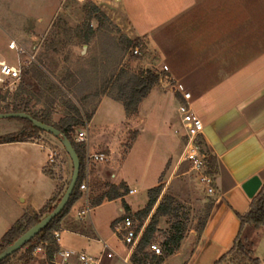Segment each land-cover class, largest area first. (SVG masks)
Masks as SVG:
<instances>
[{"label": "crops", "instance_id": "1", "mask_svg": "<svg viewBox=\"0 0 264 264\" xmlns=\"http://www.w3.org/2000/svg\"><path fill=\"white\" fill-rule=\"evenodd\" d=\"M111 1L118 9V21H121L119 26L124 36L132 41L142 40L143 46L149 50L157 49L163 66H167L172 76L191 93L193 111L204 125V134L200 137L205 149L204 155L206 158L212 156L217 159V175L214 177L215 203L206 228L199 237L198 248L191 260L186 263L199 264V255L209 243L206 237L207 231L218 213L226 209L232 221L237 223L239 232V217L249 211L251 204V200L242 190V185L258 176L264 186V0H119L117 3ZM106 3V0H97L96 5L100 7ZM184 23H186L182 28L184 33L176 34L179 25ZM2 61L5 59L0 52V62ZM150 66L146 62L140 72H155L159 76V83L140 104L137 117L133 120L125 118V121L112 122L104 126L103 131L115 129L118 137H114L113 146L105 143L106 134L103 131L93 130L99 108L110 98L101 99L89 123L91 151L101 153L105 148H109L110 151L109 155L102 153L108 156L109 161L94 165L93 170L101 181L115 185L124 183L130 192H134L124 198L133 214L147 205L144 201L142 207L134 209L130 199L137 195L138 190L135 186L142 184L144 179L143 177L139 178L140 180L130 179L125 172V166L132 157L137 143L141 138L144 139L148 145V157L146 163H143V160L134 161L132 170H151L149 162L157 157V164L153 170H159V177L154 187H147L148 193L149 190L160 185L161 176L166 170L179 169V159L185 142L181 118L178 114L179 98L173 92V88L165 82L163 67L153 70ZM48 79L70 97L64 85L62 88L59 81L51 76H48ZM174 109L176 117L173 114ZM142 110L143 119L140 118ZM152 113H155L154 120L150 119ZM177 116L180 123L177 121ZM24 128V126H12L9 131L13 135ZM129 131L136 133V138L122 161L117 164L118 160L114 156L115 148L123 142ZM39 144L42 149H46L39 140L1 144L0 157L6 154L7 148H37ZM31 159L30 173L34 172L38 183L40 173L46 176L45 169L48 165H40L39 154L32 155ZM170 163H173L171 167H169ZM58 187L57 184L49 195L17 193L15 196L20 213L14 221L20 220L26 212H39L50 200L59 196ZM0 193L8 196L1 165ZM117 202L122 203L121 200H117L99 207ZM83 207H85V199L81 198L62 219L61 224L65 225L63 227L72 228L71 230L80 236L93 233L96 241L102 239L111 243L112 238H115L117 242L113 247L117 248V243H121L116 236L99 232L90 216H88L90 229L78 222L77 215L83 211H79ZM120 213L122 216L117 217L113 224L122 221L125 214L123 206L120 207ZM69 217H74L76 221L68 220ZM14 221L7 224L5 213H0V240L16 223L13 224ZM254 231L264 235V226L255 228L245 225L241 230V240L251 256L258 259L260 264H264V259L256 255L259 252L258 246L248 239L250 232L254 233ZM233 245L234 241L229 249L224 250V247L211 242V256L204 264H214L222 254L229 252ZM60 249L68 250L61 247V241Z\"/></svg>", "mask_w": 264, "mask_h": 264}, {"label": "rangeland", "instance_id": "2", "mask_svg": "<svg viewBox=\"0 0 264 264\" xmlns=\"http://www.w3.org/2000/svg\"><path fill=\"white\" fill-rule=\"evenodd\" d=\"M110 1L106 0L107 3L99 7L101 13L105 15V18L91 20L90 25L96 32V36L92 39L89 46H86L81 40V33L83 26L87 22L88 11L86 6L89 4L80 5L77 3H69L63 5L61 0H0V52L5 61L8 64L15 65L20 63L23 66H25V62L27 61L25 56L20 57L14 51L9 50V44L12 40L23 46L29 54L35 53L39 66L32 65L25 67V71L31 72L33 68H38L46 76H51L54 80L59 81V83L65 86L66 91L70 93V98L72 97L77 104L79 103L78 105L85 115L95 114L101 99L103 97L110 98L103 102L94 120L93 130L99 132L104 130V126H108L106 124L122 122L127 118L124 106L114 102L110 97L111 93L109 94V91L112 92V90L109 89V85L112 78L120 70L139 73L143 70L146 62L151 65L150 67L153 70L163 67L160 61V53L157 49L152 51L143 46L142 50H139L140 55L138 56H132L131 52L133 49L126 51L119 50L120 48L118 46L122 43L120 39L124 36V33L119 26L121 21H118V9ZM185 25L186 23L179 25L176 34L179 33L181 35V33H184L182 28ZM139 42L144 44L142 40H139ZM26 74H23L17 82L0 84V109H4L6 106L20 107L23 100L32 98L33 101L29 108L32 113L42 115L49 112L51 113L52 121L58 122L61 120L65 115L64 99L59 98L57 105L50 106L49 99L53 92L51 93L49 91L48 85L41 88L40 82L38 83L32 80ZM48 80L52 82L50 79ZM143 112L142 110L141 119L144 118ZM173 114L176 117L175 109L173 110ZM151 118L152 120L155 119V113H152ZM177 121L180 123L178 116ZM12 126L29 128L26 120L0 119V138L10 136L11 133L9 130ZM22 130L20 129V131ZM80 130L81 128L73 135L75 141L77 133ZM103 132L106 134L104 136L105 143H110L113 146L115 142L114 137H118L115 129H106ZM133 135V131H129L123 142L116 146L114 156L118 160V162L116 161L117 164L122 161L127 153L128 149L126 146H128ZM35 140L43 143L46 149H42L41 144L39 146L37 145V148H7L5 149L6 156L3 155L0 157V165L4 170V179L8 194V196H4L0 193V213H5L7 224L14 221L20 213L18 209L19 204L15 196L17 193L24 195L29 193H46V195H49L52 189L58 184L59 195L61 193L63 195L71 180L73 165L60 140L47 133L40 134ZM184 141V147L179 159V169L171 170L169 168L161 176V184L164 189L159 202L165 196L172 198L176 202L178 217L175 219L170 217L159 219L150 244L159 245L162 248L163 256L159 260L153 259L152 264H186L189 262L198 248V240L202 233V224L210 208L215 203V194L212 195L209 193V184L203 181L204 178H209L212 182L210 187L215 189V176L208 173L206 166L207 159L202 167H197L195 161L193 162L187 160L185 157L183 158L186 138ZM195 143L199 150V155L201 157L205 156V149L200 144L202 143L200 138ZM30 152L33 154H30ZM104 152L109 155V148H105V151L102 149L101 153ZM34 154H39L41 157V166L48 165L46 170L53 172L57 184H55L56 182L53 179L41 173L37 183L34 172L30 173L31 156ZM147 155L148 145L141 138L133 151L132 157L129 158L125 166V172L130 179H141L142 177L144 179L142 184L135 186L138 190L137 195L130 199L134 209L142 207L144 201L145 204L147 203L148 193L146 189L147 187H154L153 185L159 177V170H153L155 164H157V157L149 162L151 164V170H132L134 168L132 163L134 161L141 162L142 160L143 163H146ZM172 165L173 163H170L169 167ZM31 188L33 189L32 191ZM82 199H85V197H82ZM88 206L90 207L89 199L88 202L85 199V207L79 209V211L87 209ZM121 206H123V203L117 202L91 209L90 219L99 232L102 231L109 236H113L114 230L112 224L117 217L122 216L120 213ZM153 212L143 222L145 228L150 224ZM29 213L32 212H26L25 214ZM229 214L226 209H222L212 221L206 234L209 243L199 255V264H204L210 259V252L212 251V247H210L211 242L219 244L226 250L235 241L238 235V225L232 221V217ZM123 217L133 218L139 229L141 222L136 220L135 214H124ZM68 220L76 221L74 217H69ZM78 222L89 229L91 228L88 217L83 220H78ZM177 223H180V226L184 228V240L175 254L167 255L163 243L172 225ZM60 226L65 227L64 224H60ZM64 227L60 231L62 248L94 257L99 256L101 253V245L94 240L96 236L93 233L82 235V237L71 230L72 228H69V230ZM248 239L252 240L255 246H258L259 252L256 253L258 255L257 257L264 259V235L262 233L257 234L254 231V233L250 232ZM116 242L117 240L112 238V242L109 244L113 247V244H116ZM117 244L118 247H116L118 249H115L120 253H124V246L119 243ZM148 247L144 250L145 253H147ZM261 247L262 249H260ZM231 250L222 254L217 261L225 256L226 260L221 264H239V262L234 261L235 253H230L232 252ZM23 253L24 251L14 256L7 264H20L19 259ZM251 258L254 259L253 255ZM43 263L39 258H35V262L32 264Z\"/></svg>", "mask_w": 264, "mask_h": 264}, {"label": "trees", "instance_id": "3", "mask_svg": "<svg viewBox=\"0 0 264 264\" xmlns=\"http://www.w3.org/2000/svg\"><path fill=\"white\" fill-rule=\"evenodd\" d=\"M86 9L88 11L86 20L87 22L82 28L81 40L83 41L84 45L89 46L92 39L96 36V32L92 29L90 25L91 20L100 19L103 17L105 18V15L101 13L100 8L94 4L87 5ZM120 40L122 43H120V46L118 47L121 51H126L129 49L135 50L137 48H139V50H142L143 48V44H141L139 41H132L126 36H123ZM23 74L28 75L32 80L38 83L40 82L41 88H44L45 85H48L49 91L51 93L53 92L52 96L49 99L50 106L53 107L57 105L58 99L63 98L65 115L58 122H54L51 120V113L49 112L42 115H39L38 113H32L29 109L33 101L32 98L23 100L20 107L6 106V108L0 109V114H28L34 120L58 130L62 136L66 137L72 143L74 150L76 151L81 162V172L76 189L73 192L69 204L62 212V214L58 216L54 221H52L51 224L45 230H43L33 240L26 244L22 250L15 253L13 256L5 259L0 264L9 263L14 256L20 254L22 251H24V253L19 259L20 264H32L33 262H35V249L39 246H42L46 250L47 259L43 264H53L55 255L59 252V245L55 240L54 234L56 232L60 233V224L62 219L66 217L73 205L83 197V194L80 192L79 187L85 178V149L82 144H77L75 142L73 135L78 129L84 128L86 124H89L94 114H83L81 107L78 105L79 103L77 104L74 99H72V97H68L67 94L58 85L54 84L53 82H49L48 76H46V74H44L42 70L38 68H33L31 72H26L24 69ZM43 81L49 84L44 83ZM158 83L159 76L153 71L132 73L128 70H120L110 82L109 89H111L112 92L109 91V94L111 93L110 97L115 102L120 103L124 106V110L128 120H133L138 115L139 106L142 101L148 97V95ZM59 85L64 88L63 84L59 83ZM27 122L29 124V128H24L17 134L0 138V145L9 143L29 142L35 140L37 136L44 133L41 130L34 128L29 121ZM135 138L136 133H134L133 138H131V141L129 142L128 146H126L127 149L131 147V144L133 143ZM200 144L203 148V143ZM206 159L208 173L213 176H216L218 165L217 159L212 156H208V158ZM45 174L46 176L55 180V175L52 171L45 169ZM163 189L164 188L160 183L159 186L149 190L148 202L146 207L135 214L136 220L141 222V225L139 227L140 229L143 226V222L146 221L154 211L153 215L151 216L150 224L144 230L135 255V261H137L139 264H147L149 254L145 253L144 250L150 245V241L152 240L153 235L155 234L159 219L167 217L175 219L178 217V211L175 205L176 202L172 198L165 196L159 202ZM129 194L130 190L124 183H121L120 185H115L110 182L101 181L97 177L96 171L92 168L89 180V202L91 209L99 207L104 203L121 200L123 203V209L125 214L131 215V209L124 201V198L127 197ZM61 195L62 193L59 196H56L52 200H50L39 212L25 214L0 240V254L3 253L11 245H13L27 231L39 224L45 217L51 214L55 210L56 206L58 205L64 194L62 196ZM212 207L210 208V211L208 212V215L202 224V232L206 228ZM239 220L240 230L234 241V245L231 250L232 252L230 253H235L234 261L239 262V264H260L258 259L251 258L250 251H248L247 247L241 240V230L245 225H251L255 228L264 226V186L261 188L257 196L253 200H251L249 211L244 216H240ZM183 230L184 228L180 226V223L172 225L170 232L163 243V247L167 255L175 254V252L180 248L181 243L184 240ZM225 260L226 257L223 256L218 261H216L215 264H221Z\"/></svg>", "mask_w": 264, "mask_h": 264}, {"label": "built area", "instance_id": "4", "mask_svg": "<svg viewBox=\"0 0 264 264\" xmlns=\"http://www.w3.org/2000/svg\"><path fill=\"white\" fill-rule=\"evenodd\" d=\"M113 1L116 3L119 2V0ZM61 3L63 5L69 3L96 5L97 0H61ZM9 50L14 51L20 57L25 56L27 61L25 62V66L20 63L12 65L5 61L0 62V84L17 82L22 77L25 67L32 65L39 66L35 53L29 54L27 50L16 41H11L9 44ZM131 53L132 56L140 55L139 48L133 50ZM163 72L165 73V82L173 88V92L179 98L178 114L181 118L182 130L184 137L186 138L183 158L185 157L187 160L195 161L197 167H202L205 164L206 157H201L199 155V150L195 142L203 136L204 125L201 119L193 111L192 95L181 82L172 76L167 66H163ZM75 142L77 144H82L85 149V178L80 185L79 190L83 194V197H85L86 202H88L90 172L94 165L107 163L109 158L105 154L94 153L91 151L88 124H86L84 128H81L77 133ZM203 181L208 182L209 193L212 195L215 194V190L210 187V184L212 183L211 180L209 178H204ZM133 193L134 192L132 191L130 192V194ZM90 212L91 208L88 206L87 209L78 213V220H83L90 216ZM144 230L145 226L138 229L133 218L123 217L122 221L115 225L114 235L124 246L125 252L120 253L107 241L99 239L97 240V243L101 245V253L98 257H93L81 252L60 249L61 235L59 232H56L54 236L59 245V252L55 255L53 264H106L108 262L115 264H139L135 261V255ZM147 253L149 254L147 264H152L153 259L159 260L163 256L162 248L157 244H150ZM34 257L45 262L47 259L46 250L42 246L37 247L34 252Z\"/></svg>", "mask_w": 264, "mask_h": 264}, {"label": "water", "instance_id": "5", "mask_svg": "<svg viewBox=\"0 0 264 264\" xmlns=\"http://www.w3.org/2000/svg\"><path fill=\"white\" fill-rule=\"evenodd\" d=\"M0 119L26 120L29 121L34 128L39 129L42 132L50 134L53 137L57 138L58 140H60L62 146L64 147L73 165L71 180L60 202L56 206L55 210L47 217H45L39 224H37L29 231H27L21 238H19L13 245L7 248L3 253H1L0 254V263H1L5 259L13 256L15 253L22 250L26 244H28L31 240H33L39 233L45 230L51 224L52 221H54L58 216L62 214V212L69 204L73 192L75 191L76 186L79 182L80 172H81V162L76 151L74 150L72 143L66 137L62 136L60 132L55 128L51 126H47L45 124H42L34 120L28 114H20V113L0 114ZM262 187H263L262 181L258 176H255L242 185V190L249 200H253L257 196V194L259 193Z\"/></svg>", "mask_w": 264, "mask_h": 264}]
</instances>
